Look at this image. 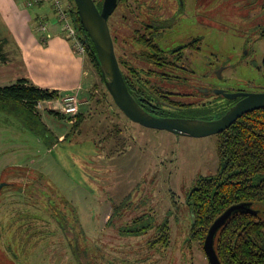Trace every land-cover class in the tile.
I'll use <instances>...</instances> for the list:
<instances>
[{
    "label": "rangeland",
    "instance_id": "rangeland-1",
    "mask_svg": "<svg viewBox=\"0 0 264 264\" xmlns=\"http://www.w3.org/2000/svg\"><path fill=\"white\" fill-rule=\"evenodd\" d=\"M201 1L203 18L217 20L202 25V73L220 62L230 68L222 80L203 81L225 88L264 84L262 69L239 63V48L254 30L252 23L264 22V0ZM71 22L78 40L82 33L75 13ZM71 41L86 69L85 82L75 91L79 110L73 117L65 115L60 95L53 99L57 108L42 103L36 109L41 118L35 119L39 129L42 121L57 137L67 135L66 140L48 149L19 116L0 110V264H79L73 234L79 237L81 264H117L120 259V264H151V258L155 264H208L201 244L192 246L188 240L192 215L184 200L194 179L215 170L217 135H178L128 119L105 91L85 49ZM251 46L260 65L264 40ZM78 115L81 123L72 130ZM126 199V210L107 224L114 204ZM145 212L154 214L157 223L169 219L170 244L164 254L142 244L154 235L152 230L138 237L118 232ZM136 257L146 259L135 262Z\"/></svg>",
    "mask_w": 264,
    "mask_h": 264
},
{
    "label": "flooded vegetation",
    "instance_id": "flooded-vegetation-1",
    "mask_svg": "<svg viewBox=\"0 0 264 264\" xmlns=\"http://www.w3.org/2000/svg\"><path fill=\"white\" fill-rule=\"evenodd\" d=\"M103 1L101 2L103 3ZM201 3V0H191L190 4L188 0H117L116 6L108 18L109 26L110 28L111 26L113 27L115 33L113 40L114 44L116 43L117 45V61L127 88L133 98L143 108L149 112L151 111V113L153 112L155 115L196 118V116H201L197 113L203 112V116H206L205 119H217L237 102L245 98L248 93L264 92V84L254 85L251 82H247L238 87L225 88L208 81H203L206 78H215L217 81L222 80L224 78V71L227 73L230 68H228L229 66L226 63L220 62L213 68L209 66L205 74L202 73L204 38L202 25L207 19L215 21V23L217 20L210 17L203 18ZM252 27L254 30L246 38L244 46L239 48V63H249L248 65L250 66L256 65L257 69H262L263 71V65H261L263 64V57L259 65L255 58V51L252 46L250 47V43L257 42L259 39L264 40L262 36L264 35V22L258 20L256 25L252 23ZM212 64L210 63V65ZM118 109L123 112L119 107ZM164 113L168 114L164 115ZM135 123L147 127L138 122ZM223 131L215 134L217 135L216 154L218 138ZM66 138L67 135L59 139L58 142H55L51 148H55L60 142L66 140ZM51 148L48 147V149ZM218 165L219 158L217 154L215 170L210 174H202L197 179H194V184L186 190L185 204H187L188 192L197 184L200 178L216 175ZM262 180L264 181V176ZM129 201V199H126L118 204H114L107 224L111 223L109 222L110 219L113 220L112 214L114 208L117 206V217L121 216L123 210H126ZM242 203L244 204V209L234 211L224 224L228 223L239 213H246L252 215L254 218L258 215L264 219V203L262 202L253 203L251 201H245L233 203L223 213L231 206ZM187 208L192 215L188 240L192 246L194 245L193 243L199 242L201 244L208 264H210L208 254L205 250V240L210 227L203 239L192 237L191 227L194 221V214L188 204ZM261 220L256 218L255 221L247 222L248 224H260L261 235L254 236L257 239L258 244L256 246L259 251L264 247V221ZM138 222L142 223V225H138ZM135 226L139 228L144 226L145 228L140 229L136 233L131 231L132 227L134 228ZM162 226L167 227L166 231L168 234L165 236L159 234V227ZM150 230L153 231L154 235L149 238L147 237L142 244L145 245V249H159L164 254V251L167 250L170 244V224L168 217H165L161 222L157 223L154 214L145 212L134 217L129 223L120 226L118 232L123 236L138 237L146 234ZM217 233L213 238V249L219 260L215 247ZM78 238L77 234L72 235V240H74L73 252L78 263L81 264L79 258L81 249ZM177 251L186 256L185 262H187L186 259L188 257L186 253H183V250H180V248H177ZM261 256L263 254L257 258L259 262H253V264H264L260 263ZM145 259L136 257L133 261L139 262ZM149 261L151 264L156 263L152 258ZM120 263L117 262V264Z\"/></svg>",
    "mask_w": 264,
    "mask_h": 264
},
{
    "label": "trees",
    "instance_id": "trees-1",
    "mask_svg": "<svg viewBox=\"0 0 264 264\" xmlns=\"http://www.w3.org/2000/svg\"><path fill=\"white\" fill-rule=\"evenodd\" d=\"M101 1L95 0L100 9ZM70 11L71 15L75 13L77 21H80L73 2ZM79 26L82 36L78 38V41L102 78L93 44L81 22ZM262 36L264 38V35ZM262 65L264 74V56ZM105 91L108 92L106 86ZM58 96L60 94L57 90L43 89L30 80L21 78L11 84L0 86V110L15 113L28 129L51 148L55 142L59 141V138L42 121L40 122L43 130L38 128L35 119L41 117L36 110V105L38 101L52 100ZM167 114L164 113V115ZM197 114L201 116L196 117H206L203 116V112ZM81 120L82 116L78 115L72 130L78 127ZM217 154L219 158L217 174L200 178L187 194V204L194 214L191 236L197 239L205 237L212 222L231 204L245 201L264 203V181L262 180L264 176V108L243 114L223 131L218 138ZM116 216L117 206L114 208L112 218ZM256 218L264 221L258 215L254 218L252 215L239 213L218 231L215 247L222 264L258 263L257 258L261 254L263 256L260 263H264V247L260 251L257 250L258 242L254 238L261 235L260 224L247 223L255 221ZM111 221L112 219L109 222ZM137 224L142 225L140 222ZM144 228V226L140 228L135 226L131 231L137 233ZM166 230V226L159 227V234L167 235Z\"/></svg>",
    "mask_w": 264,
    "mask_h": 264
},
{
    "label": "crops",
    "instance_id": "crops-1",
    "mask_svg": "<svg viewBox=\"0 0 264 264\" xmlns=\"http://www.w3.org/2000/svg\"><path fill=\"white\" fill-rule=\"evenodd\" d=\"M29 1L0 0V86L26 78L61 96L79 91L83 55L66 37L51 0ZM65 2L71 8L72 1Z\"/></svg>",
    "mask_w": 264,
    "mask_h": 264
},
{
    "label": "water",
    "instance_id": "water-1",
    "mask_svg": "<svg viewBox=\"0 0 264 264\" xmlns=\"http://www.w3.org/2000/svg\"><path fill=\"white\" fill-rule=\"evenodd\" d=\"M74 2L81 25L93 44L104 84L115 104L130 120L150 128L168 130L178 135L202 137L227 129L246 112L264 108V92H258L248 93L245 98L217 119L158 116L147 111L129 92L117 61L114 40L108 23V18L113 12L117 0H104L101 9L95 0H74ZM241 209H244L243 203L231 206L210 226L205 240V250L210 264H221L213 249L215 234L234 211Z\"/></svg>",
    "mask_w": 264,
    "mask_h": 264
},
{
    "label": "built area",
    "instance_id": "built-area-1",
    "mask_svg": "<svg viewBox=\"0 0 264 264\" xmlns=\"http://www.w3.org/2000/svg\"><path fill=\"white\" fill-rule=\"evenodd\" d=\"M42 0H30L28 2L29 5H32L36 2H40ZM54 8L56 9L58 19L61 21L62 27L64 29L65 35L67 38H70L71 40H76V45L81 48L80 50L83 51V46L79 43V41L76 39V29L73 26V23L71 22V11L70 7L66 4L65 0H51ZM78 50V47H76ZM50 103L52 107L55 109L58 107V105L55 103V101L52 100H42L38 101L36 108H40L42 103ZM79 97L76 92H70L63 96L61 100V111L70 117H73L76 115V113L79 110Z\"/></svg>",
    "mask_w": 264,
    "mask_h": 264
}]
</instances>
